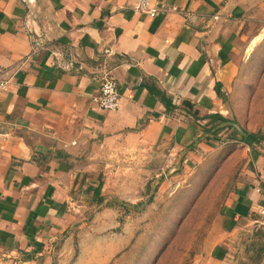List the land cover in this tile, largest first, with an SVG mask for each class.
Returning a JSON list of instances; mask_svg holds the SVG:
<instances>
[{"label": "crops", "instance_id": "1", "mask_svg": "<svg viewBox=\"0 0 264 264\" xmlns=\"http://www.w3.org/2000/svg\"><path fill=\"white\" fill-rule=\"evenodd\" d=\"M137 3L0 0V264H109L114 248L103 260L82 248L115 233L119 199L137 196L128 184L227 172L197 264H264V139H244L264 117L245 114L236 60L264 0H157L156 16ZM103 67L116 110L94 101ZM163 168L178 170L159 179Z\"/></svg>", "mask_w": 264, "mask_h": 264}, {"label": "rangeland", "instance_id": "2", "mask_svg": "<svg viewBox=\"0 0 264 264\" xmlns=\"http://www.w3.org/2000/svg\"><path fill=\"white\" fill-rule=\"evenodd\" d=\"M263 22L264 19L253 22L252 33L241 42V51L237 52L236 57L239 69L237 79L242 80L239 91H243L245 99L249 101L245 114L252 125H257L264 117ZM237 89L235 81L230 94H236ZM175 170L160 169L159 179H166ZM228 180L231 181L230 172L202 184L184 182L180 187L168 182L154 186V183L128 184L127 189L137 190L132 192L139 199H119L116 216L119 223L114 227L115 233L104 228L95 232L96 240H89L82 248L85 257L90 259L95 256L103 260L112 247L115 251L109 264H197V260L205 256L211 245V235L218 228L217 217L223 197L231 188ZM126 204L133 206H128L131 209L126 210ZM93 215L90 209L85 220Z\"/></svg>", "mask_w": 264, "mask_h": 264}, {"label": "built area", "instance_id": "3", "mask_svg": "<svg viewBox=\"0 0 264 264\" xmlns=\"http://www.w3.org/2000/svg\"><path fill=\"white\" fill-rule=\"evenodd\" d=\"M156 2L157 0H138L135 9L150 16H156L160 11ZM101 72V85L98 93L94 96V101L103 110H116L119 108L121 98L117 82L106 67H103ZM6 83L7 80L0 73V91ZM260 213L262 215L260 223L264 225V207L260 209Z\"/></svg>", "mask_w": 264, "mask_h": 264}, {"label": "trees", "instance_id": "4", "mask_svg": "<svg viewBox=\"0 0 264 264\" xmlns=\"http://www.w3.org/2000/svg\"><path fill=\"white\" fill-rule=\"evenodd\" d=\"M244 139L247 143L252 144L253 142H259L264 139V134L261 132H248Z\"/></svg>", "mask_w": 264, "mask_h": 264}]
</instances>
